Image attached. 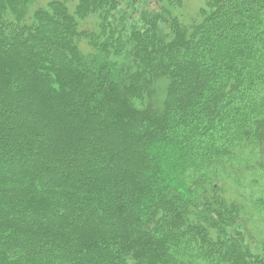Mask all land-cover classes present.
Masks as SVG:
<instances>
[{
    "label": "trees",
    "instance_id": "1",
    "mask_svg": "<svg viewBox=\"0 0 264 264\" xmlns=\"http://www.w3.org/2000/svg\"><path fill=\"white\" fill-rule=\"evenodd\" d=\"M184 3L0 0V264H264V0Z\"/></svg>",
    "mask_w": 264,
    "mask_h": 264
},
{
    "label": "rangeland",
    "instance_id": "2",
    "mask_svg": "<svg viewBox=\"0 0 264 264\" xmlns=\"http://www.w3.org/2000/svg\"><path fill=\"white\" fill-rule=\"evenodd\" d=\"M202 1L203 0H185L184 6H183V9H182V13H184L185 16L186 15L188 16L189 14H194V12L196 11L197 7L201 4Z\"/></svg>",
    "mask_w": 264,
    "mask_h": 264
}]
</instances>
